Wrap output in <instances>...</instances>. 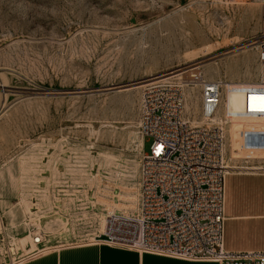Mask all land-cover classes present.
<instances>
[{
    "label": "rangeland",
    "instance_id": "obj_1",
    "mask_svg": "<svg viewBox=\"0 0 264 264\" xmlns=\"http://www.w3.org/2000/svg\"><path fill=\"white\" fill-rule=\"evenodd\" d=\"M197 71L264 87V0H0V264L137 214L143 86ZM184 92L201 123L199 87ZM224 128L228 169L264 172V120Z\"/></svg>",
    "mask_w": 264,
    "mask_h": 264
},
{
    "label": "built area",
    "instance_id": "obj_2",
    "mask_svg": "<svg viewBox=\"0 0 264 264\" xmlns=\"http://www.w3.org/2000/svg\"><path fill=\"white\" fill-rule=\"evenodd\" d=\"M196 69L192 66L187 71ZM230 82L209 79L197 71L184 83L158 78L144 84L140 133L152 143L142 158L140 215L111 212L104 232L95 236L97 242L187 261L264 264V250L225 248L224 126L235 120H264V87ZM185 85L199 87L201 123L186 115ZM229 93L242 97L240 108L231 105ZM34 210L28 219L34 234L42 236Z\"/></svg>",
    "mask_w": 264,
    "mask_h": 264
},
{
    "label": "crops",
    "instance_id": "obj_3",
    "mask_svg": "<svg viewBox=\"0 0 264 264\" xmlns=\"http://www.w3.org/2000/svg\"><path fill=\"white\" fill-rule=\"evenodd\" d=\"M13 224L14 222L11 221ZM225 248L264 250V172L234 170L226 178ZM19 264H218L187 261L137 250L87 243L53 247Z\"/></svg>",
    "mask_w": 264,
    "mask_h": 264
},
{
    "label": "bare ground",
    "instance_id": "obj_4",
    "mask_svg": "<svg viewBox=\"0 0 264 264\" xmlns=\"http://www.w3.org/2000/svg\"><path fill=\"white\" fill-rule=\"evenodd\" d=\"M197 65H199V64H194V66H197ZM193 66V65H192ZM198 67V66H197ZM186 69V68H185ZM183 73V72H182ZM182 73H180V74H182ZM168 78H170V77H168ZM230 84V83H229ZM215 119H217V118H215ZM144 139V138H143ZM142 146H144V141H142ZM230 172V170L228 169V173ZM141 195V194H140ZM111 212H114V211H111ZM110 212V213H111ZM109 213V214H110ZM108 214V215H109ZM138 215H140V204H139V212L137 213V214H135V215H128V216H138ZM106 220H107V218H106ZM24 223V222H23ZM12 224V223H11ZM13 225H15V223L13 224ZM105 226H106V224H105ZM13 227V226H12ZM26 234V233H25ZM17 237V236H16ZM32 240V242H30ZM39 240H41V238H39V239H37V237H35V236H32V233L30 232V234H28L27 236H26V238H22V237H20V242H21V245H23L24 247L30 242V251H33V250H36V249H38V241ZM40 246V245H39ZM29 247V246H28ZM41 247V246H40ZM26 253V252H25ZM30 253V252H29Z\"/></svg>",
    "mask_w": 264,
    "mask_h": 264
}]
</instances>
